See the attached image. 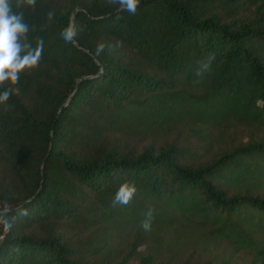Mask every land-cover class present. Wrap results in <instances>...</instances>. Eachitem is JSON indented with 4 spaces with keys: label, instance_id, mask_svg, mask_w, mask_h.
<instances>
[{
    "label": "trees",
    "instance_id": "trees-1",
    "mask_svg": "<svg viewBox=\"0 0 264 264\" xmlns=\"http://www.w3.org/2000/svg\"><path fill=\"white\" fill-rule=\"evenodd\" d=\"M11 6L43 52L0 104V264H264V0Z\"/></svg>",
    "mask_w": 264,
    "mask_h": 264
},
{
    "label": "clouds",
    "instance_id": "clouds-1",
    "mask_svg": "<svg viewBox=\"0 0 264 264\" xmlns=\"http://www.w3.org/2000/svg\"><path fill=\"white\" fill-rule=\"evenodd\" d=\"M111 3L118 4L120 11H127L135 14L141 0H110ZM20 5L32 6L35 9L36 0H19ZM52 14H49L51 19ZM28 25L23 20L22 13L14 12L11 6V0H0V87L5 90L0 92V104H4L10 96L19 93L20 89L16 87L22 73L26 70L34 69L38 66L43 52V42L33 49L31 44L26 43ZM65 42H74L77 36V30L74 24H70L61 33ZM105 49L104 44H99L96 54L99 55ZM137 193L134 184L124 183L117 190L112 201L113 207L116 205H129ZM153 211L150 209L146 213V218L141 222V228L150 231L152 227ZM8 227L7 221L4 222Z\"/></svg>",
    "mask_w": 264,
    "mask_h": 264
},
{
    "label": "rangeland",
    "instance_id": "rangeland-1",
    "mask_svg": "<svg viewBox=\"0 0 264 264\" xmlns=\"http://www.w3.org/2000/svg\"><path fill=\"white\" fill-rule=\"evenodd\" d=\"M194 249V253L191 259L195 260L198 259L199 261L204 260L206 257L210 256V250H213V243L210 242L209 244H201L197 243L196 245H191L187 250L191 251ZM248 258L247 257H237V259L231 260L230 264H247Z\"/></svg>",
    "mask_w": 264,
    "mask_h": 264
},
{
    "label": "water",
    "instance_id": "water-1",
    "mask_svg": "<svg viewBox=\"0 0 264 264\" xmlns=\"http://www.w3.org/2000/svg\"><path fill=\"white\" fill-rule=\"evenodd\" d=\"M73 19V18H72ZM1 239H2V236H0V241H1Z\"/></svg>",
    "mask_w": 264,
    "mask_h": 264
}]
</instances>
